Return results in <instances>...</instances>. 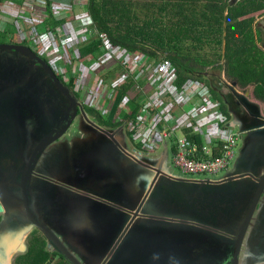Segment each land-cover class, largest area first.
Masks as SVG:
<instances>
[{
  "label": "flooded vegetation",
  "instance_id": "obj_1",
  "mask_svg": "<svg viewBox=\"0 0 264 264\" xmlns=\"http://www.w3.org/2000/svg\"><path fill=\"white\" fill-rule=\"evenodd\" d=\"M243 1L245 0H230L227 9ZM257 1L264 4V0ZM237 20H253L255 41L264 51V8L239 16ZM9 40L0 43L26 45L36 56L21 54L18 51L0 50V198L10 211L17 208L14 214L19 212L20 206L25 207L27 201L35 213L34 218L47 225L52 231L51 236L55 239V243L49 244L48 239L36 229L35 225L26 239L28 252L38 241V245H44L46 255L43 258H46V264H57L61 261L70 264L61 254V244V248L67 249L78 259L76 260L78 264H110L106 252L110 244L108 237L110 225L106 216L110 214L111 207L107 204V197L115 191L119 193L116 198L124 202L122 188L125 184L131 188L128 192L135 198L141 201L146 199L142 208H139L135 200L125 201L127 204L141 213L144 208H149L153 211L157 209L164 215L174 214L177 218L174 221L180 222L176 228L183 227L190 221L197 223L203 219H206L209 225L215 223V218L223 222L218 211L220 209L231 211L233 219L229 224L233 227L227 232L229 234L232 232L234 237L237 236L243 214H247L245 207L247 199L244 197L242 201L241 198L231 200L233 196L231 184L225 183L229 184L225 190L229 187L231 189L227 196L229 202L223 201V205L219 208H217V194L224 184L220 183L221 177L209 179L187 176L192 180H208L212 184L186 186L185 189L177 191L160 192L156 184L153 185V164L147 161L146 164H142L144 161L137 155L147 156L154 151L144 150V147L135 140V135L127 130L126 123L121 125L125 128L126 139L112 138L109 133H113L120 126L108 127L101 124L88 110L84 99L79 98L77 92L68 86L69 82L57 73L52 66L53 63L50 62L52 59L48 60L27 42L17 43ZM42 60L48 63L58 79L71 90L75 101L57 89L52 75L45 68ZM226 70V66L222 63V68L208 67L200 74L208 90H212L218 96L217 104L224 105L227 112L241 111L242 100H239L238 96L242 92L239 90L252 89V84L242 87L237 80L228 76ZM46 139L52 142L40 150L39 144ZM260 141L254 140L248 146L238 169L252 172L254 157L258 155L264 160V136ZM166 142L169 143V140L165 139L163 146ZM124 161H128L133 170L135 167H141L140 173L130 172ZM161 162L164 161L160 160ZM123 174L129 180L125 179ZM144 175H148L149 179L146 180L145 187H139L138 179ZM166 181L164 178L161 185ZM249 181L253 180L249 179ZM131 184L136 187L133 188ZM112 186H115L114 190H111ZM217 190L219 192L216 194ZM238 190L241 193V190ZM259 206H261L260 210ZM128 212L136 215L137 223H142L145 227L155 230V226L161 224L154 216L143 217L133 211ZM251 215L245 235L247 239L244 243L247 242L248 247L250 243V248L253 242L257 246L262 243L264 249V194L259 199L257 210ZM25 217L28 219V215ZM33 220L31 218L30 221ZM1 221L2 216H0ZM166 223L163 222L159 228L166 231L175 225ZM186 229L187 227L184 226V232ZM175 237L182 239L178 235ZM159 240L156 243L163 242L160 247H156L154 243V248L149 247L148 250L137 248L135 255L124 260H115L112 264H141L140 256H149L151 253L154 256V264L161 260L164 264H167L168 260L176 264L180 262L177 258L186 259L185 238L179 243L178 248L172 246L169 248L165 245L162 234ZM167 242L171 241L167 240ZM248 247L247 251L243 248V253L249 251ZM20 256L22 255H18ZM135 256L136 260H133ZM249 257L248 260L246 254L243 258L247 260L245 263L240 260L241 264L257 262L253 260L254 255Z\"/></svg>",
  "mask_w": 264,
  "mask_h": 264
},
{
  "label": "trees",
  "instance_id": "obj_2",
  "mask_svg": "<svg viewBox=\"0 0 264 264\" xmlns=\"http://www.w3.org/2000/svg\"><path fill=\"white\" fill-rule=\"evenodd\" d=\"M4 1L0 0V3ZM229 3L230 0H88L89 25L97 34L79 43V58L74 60L73 66L67 64V69L76 71L84 64L101 73L100 69L107 70L117 65L121 72H116L114 82L124 78L120 84L113 82L111 99L115 107L108 118L93 106L87 105L88 110L108 127L125 123L129 126L130 122H136L148 108L142 87L152 71L164 61H169L173 68L172 87L178 93L187 92L186 87L192 82L205 86L200 72L212 66L222 68L223 63L229 77L237 80L242 87L252 84L254 98L264 103V51L255 41L253 20H237L239 16L263 9L264 4L257 0H245L227 9ZM53 4L52 0H46L45 24L50 26L51 31H56L73 17L57 20L53 15ZM2 33L0 42L4 41ZM107 45L127 51L128 64L137 70L125 69L111 52L109 64H104L103 50ZM101 60L103 63H98ZM134 61H139V66L133 64ZM147 65H152L150 71L145 70ZM143 70V75L138 76ZM81 74V71H76L68 81V86L77 92V96ZM107 80L102 78L103 84ZM208 95L212 101H218L212 90ZM124 100L125 109L122 106ZM165 107L166 104H162L160 108H154L153 115L172 113L179 116L172 110L164 111ZM217 110L228 121L229 114L224 105L218 104ZM159 126L163 131L164 122ZM188 131L185 130L186 133ZM189 132L190 139L201 149L204 145L202 136ZM176 140L177 137H174L173 141ZM219 150H214L215 156L219 155ZM170 152L172 156L177 153L175 144H170ZM45 255L44 245H38L36 241L16 264H46ZM57 264L65 263L61 261Z\"/></svg>",
  "mask_w": 264,
  "mask_h": 264
},
{
  "label": "water",
  "instance_id": "obj_3",
  "mask_svg": "<svg viewBox=\"0 0 264 264\" xmlns=\"http://www.w3.org/2000/svg\"><path fill=\"white\" fill-rule=\"evenodd\" d=\"M0 50L13 52L18 51L21 54L36 56L30 47L22 44L18 45L0 43ZM42 63L45 65V68L48 70L50 75H52L57 89L63 95H67L73 99L72 101H75L72 97L71 90L66 87V85L60 81V79H58L48 63L43 60ZM239 91L242 92L238 98L239 100H242V103L240 104L243 107V110L228 112L229 119L226 122L225 127L234 129L239 134L238 140L240 141L241 146L238 150L237 158L233 164V167L224 173V175L220 176L222 178H220V183H224L222 187H220L222 190L220 192L218 190L216 191V194L219 192L217 194V208L223 205V201L226 200L229 202L227 200V196H229L228 193L231 192V189L229 187L227 190H225V187L229 184L233 186L231 192L233 193V196L231 200H238L241 198L240 201H242L244 197L247 199V204L245 207H247L248 215L243 214V219L238 226L237 236L234 237L232 232H230V234L227 232V230H231L230 227H233L231 224H229V221L233 219V212L231 211L220 209L218 213H220L223 222L218 221L214 217L216 221L213 225H209L206 219H203L197 223L192 221L185 223L184 226H186L187 229L184 232V226L176 228L180 222L174 221L177 220L174 214L171 216L164 215L163 212L158 211L157 209H154L153 211L149 208H144L141 213L135 210L133 206L127 204L125 201L135 200L139 205V208H142V205L146 199L144 198L143 201H141L140 199L135 198L133 194L128 192L131 190V188L128 186V184H125L122 188V199L124 202H120L116 198L119 193L115 191L112 192L109 197H107V204H110L111 207L110 214L106 216V218L109 219L110 225L108 230L110 244L109 247L106 248V252H108L107 257L109 258L108 260H110V264L114 263L115 260H124L127 259V257L135 255L137 248L147 250L149 247L150 249L154 248V243L160 241L159 236L161 234L165 239L164 244L169 248H171V246L178 248L179 243L183 242V238L187 240L185 245L186 253L184 254L186 259L183 260L177 258V260H180V262H177L176 264H241L240 260L244 261V263L247 260L246 258H243L246 257V254H248V260L250 259L249 256H255L253 257V260H257V262L254 264H264V249L262 248V243L257 246L253 242L251 248L250 243L249 247L247 242L244 243V240L247 239L245 235L248 221L251 219V214L257 210L259 199L264 194V160L256 155L251 167L252 172L241 171L238 169L240 161L242 160L248 146L251 145L254 140L259 142L264 136V110L261 107L262 103L253 96V86L252 89L248 88ZM150 111L152 112L153 110L150 109ZM109 135L112 138L118 140L126 139L124 126H120V128L113 131V133H109ZM58 136L59 135H57V137ZM51 142L52 141L50 139L42 141L39 144V149L42 150ZM260 143H262V141H260ZM162 147L163 151L157 156H143L141 154H137L140 159L144 161L142 164H146L145 161L153 164V185L156 184L155 186L158 187L160 192L177 191L180 189H185L186 186H208L212 184V182L208 180H192L186 175L172 169L173 167L170 161V144L166 142ZM160 160L164 162L160 163ZM124 162L126 163L130 172L135 171L140 173L141 167H135L133 170L129 166L128 161ZM119 167L123 169L120 165ZM122 176L125 175L123 174ZM147 176L148 175L142 176L145 181H142V177L138 179L139 187L146 186V180L149 179ZM164 178L167 181L161 185V182L164 180ZM125 179L129 180L127 177ZM249 179L253 181H249ZM226 182L229 184H225ZM26 185L27 183L24 185L23 191H25ZM131 185L133 188L136 187L134 184ZM115 186H112L111 190H114ZM238 189L241 190V193H239ZM95 200L100 202L98 199ZM116 206H119L120 208L118 209ZM260 207L261 206H259V210ZM16 210L17 208H13L10 211L6 207L5 202L0 198V216H2V221L0 222V264H14L15 256L27 254L28 245L26 239L34 229L35 225L36 229L42 232L43 235L48 239L49 244L51 242L55 243L54 237H52L50 234L52 231L47 225L34 218L35 213L32 211L31 206L29 203H27V201L25 202V207L20 206L18 209L19 212L14 214ZM128 211H133L135 214H140L143 217L154 216V218L160 221L161 224H163V222H167L166 224L175 225L169 230L164 231V229L159 228L161 224L158 223L154 230V228L145 227V225L143 226L142 223L138 224L137 220H135L137 216ZM25 215H28V219H26ZM31 218L34 220L30 221ZM176 235L182 237V239L178 237L176 238ZM258 238H256V240H258ZM167 240H170L171 242L168 243ZM216 244H218V246ZM161 245H163V242L156 243V247H160ZM247 247L249 248V251L247 253H243V248L245 251H247ZM60 250L67 262L70 264H78L76 262L78 259L70 254L67 249L64 250L61 248V244ZM133 260H136V256L133 258ZM168 261L169 262H167V264H172V260ZM140 262L141 264H154V256L152 253L149 254V256L146 255L144 257L141 255ZM156 264H164V262L161 260Z\"/></svg>",
  "mask_w": 264,
  "mask_h": 264
},
{
  "label": "rangeland",
  "instance_id": "obj_4",
  "mask_svg": "<svg viewBox=\"0 0 264 264\" xmlns=\"http://www.w3.org/2000/svg\"><path fill=\"white\" fill-rule=\"evenodd\" d=\"M45 1L6 0L0 3V33L4 32L2 33L4 36H9L10 40L14 39L17 43H20V40L18 39L19 36L26 37L28 39L26 42L29 43L30 46L32 45L34 48L39 50V53L47 57L48 60L52 59L50 60V62L53 63L52 66L58 74L63 76L65 81H69L76 71H81L82 76L80 77V80L77 84V90L79 89V98L84 99L88 106H93L94 108L102 111V114L108 118L109 111H112V109L115 107V102L111 99L113 96L112 85L117 82H114L116 78L115 75H117L116 72H121V70L117 68V65L111 66L107 70L100 69L99 71H101V73L96 71L94 72V70L90 69L91 67H86L84 64L80 67L78 66L76 71H68L67 69V64L70 63L73 66L74 60L79 58L78 44L94 36L96 33L94 29L90 28V22L88 21V0H52L54 2L53 6L55 8L53 15H56L57 19H68L70 17H73V19L68 20L65 26L59 27L56 31L50 30V32L47 30L50 29V26L48 24L46 25L44 20V18H47V16H45L44 12H42L41 9L43 8L40 7V5L45 6ZM14 22L16 23L17 27H15ZM111 53L119 62L123 64L125 69L133 71L135 70V67H133V65H129L130 63L128 64L127 62L129 59L127 51L112 50ZM103 54L104 57L102 60L104 64H109V52L103 50ZM102 60L98 63H103ZM120 68L124 69L123 67ZM144 71L145 70L141 71L138 76L143 75ZM102 78L109 80L106 81V84H103ZM149 81L150 80L145 82L142 88L145 89L144 93L146 95V102H149L151 105L150 98L155 94L156 90L154 89V91L151 92L152 90L149 89ZM195 84L198 85V83ZM106 90L107 96L105 99H102ZM208 92V88H204L202 95L205 97L208 95ZM99 96L100 99H102L101 102L97 100V97ZM161 102L168 104L166 105L164 111L173 108V103L170 98L163 97ZM190 102L195 105L198 103V100H191ZM261 103V107L264 110V103ZM101 105L102 108H100ZM122 106L125 109L124 103ZM178 110H176V113L180 115ZM189 110L193 111L192 105L190 106ZM113 118L115 117L113 116ZM109 119H111V117ZM210 125H221L220 119H209L203 125V131L208 129ZM172 127L174 129L176 128L174 125ZM177 134L179 136L182 135L180 132H177ZM135 140L138 144H140V146H144L142 139H140L138 136H136ZM240 146L241 143L238 140L237 147L235 149L236 156ZM162 148V145H160L158 151L156 153H152L151 155H159L163 151ZM172 159L173 156L170 152V161L173 167L172 169L180 172L173 165ZM222 175L224 174L221 173L220 176ZM20 257H18V255L14 257V264L20 260ZM22 260L25 259L23 258Z\"/></svg>",
  "mask_w": 264,
  "mask_h": 264
},
{
  "label": "built area",
  "instance_id": "obj_5",
  "mask_svg": "<svg viewBox=\"0 0 264 264\" xmlns=\"http://www.w3.org/2000/svg\"><path fill=\"white\" fill-rule=\"evenodd\" d=\"M40 7L43 8L41 10L44 12L45 16H47L45 13L46 1L45 6L40 5ZM52 8H54V6ZM54 12L55 8L53 13ZM54 16L57 19L56 15ZM46 19L47 18H44V20ZM47 30L50 32V29ZM96 34L97 33H95V35ZM18 39L20 43L28 41L24 36H19ZM104 50L111 52L117 49L107 45L104 47ZM127 62H129V59ZM133 64L139 66L140 62L134 61ZM151 69L152 65H147L145 68L146 71H150ZM172 69L170 62L164 61L152 71L148 79L150 80L149 89L152 90L151 92H153L154 89L156 91L150 98L151 105L149 102L147 103L148 108L143 111L136 122L129 123L127 130L133 133L135 137L138 136L142 139L145 150L157 152L159 146H163V141L165 139L169 140V144H175L177 153L173 155L172 162L182 174L192 178L206 177L209 179H217L220 177L221 173H226L233 165L239 134L234 129L225 127L227 121L220 113V110H217L218 104L216 101L210 99V95L207 97V100L201 99L199 103L192 105L190 101L198 95L199 97L203 96V89H207V87L201 84L196 85L192 82L186 87L187 92L178 93V91L172 87ZM157 77H159V80H157ZM123 80L124 78L116 83L120 84ZM106 93L107 90L104 92V97H102V99L106 98ZM163 97L171 99L173 108L170 110L175 113L178 109L182 110L179 116L172 113L166 116L162 114L153 115L154 108L158 109L164 104L161 102ZM102 99H100V96L97 97L99 102H101ZM123 103L125 104L126 101L124 100ZM102 105L100 108H102ZM187 105H189V107L192 105L193 111L189 110V112H187L185 108ZM184 108L185 110H183ZM206 108H214L216 111L212 112L209 117H206L203 114V110ZM150 109L153 111L151 112ZM110 113L111 110L108 114ZM209 119H220L221 125H210L208 129L203 131V125ZM162 122H164L163 131L159 126ZM173 125L176 126L175 129L172 127ZM186 129L191 131L192 134L202 136L204 145L201 149L197 143L190 139V132L188 131L186 133ZM177 132H180L182 135L179 136ZM174 137H177L176 141H173ZM216 149H220L219 155L217 156L214 155V150Z\"/></svg>",
  "mask_w": 264,
  "mask_h": 264
},
{
  "label": "crops",
  "instance_id": "obj_6",
  "mask_svg": "<svg viewBox=\"0 0 264 264\" xmlns=\"http://www.w3.org/2000/svg\"><path fill=\"white\" fill-rule=\"evenodd\" d=\"M14 24H15V27H17L15 22H14ZM15 38H17V37H15ZM9 39H10L9 36H4V40H9ZM13 41L16 42L14 39H13ZM157 80H159V77H157ZM200 96H201V95H200ZM208 96H209V95H206L205 97H204V96L199 97V95H198V96H196L195 98H193V100H194V101L198 100V103H199V101H200L201 99L207 100V99H208V98H207ZM193 105H194V104H193ZM185 108H186L187 112H189V105H187ZM185 108H184L183 110H185ZM214 111H216V109H214V108L207 109V108H206V109L203 110V114H204L206 117H209L210 114H211L212 112H214ZM178 112L181 113L182 110H178ZM220 119H221V116H220Z\"/></svg>",
  "mask_w": 264,
  "mask_h": 264
}]
</instances>
